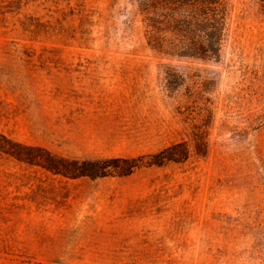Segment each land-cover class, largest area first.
Instances as JSON below:
<instances>
[{
  "label": "rangeland",
  "instance_id": "374dc122",
  "mask_svg": "<svg viewBox=\"0 0 264 264\" xmlns=\"http://www.w3.org/2000/svg\"><path fill=\"white\" fill-rule=\"evenodd\" d=\"M227 5L206 57L154 0H0V264H264V0Z\"/></svg>",
  "mask_w": 264,
  "mask_h": 264
},
{
  "label": "trees",
  "instance_id": "16d2710c",
  "mask_svg": "<svg viewBox=\"0 0 264 264\" xmlns=\"http://www.w3.org/2000/svg\"><path fill=\"white\" fill-rule=\"evenodd\" d=\"M228 0H154V32L170 35L180 44L198 46L200 54L217 55L228 18ZM162 25V26H161ZM160 50L162 46H155ZM184 144L170 146L150 156L148 165L161 166L188 157ZM0 148H5L0 144ZM183 148V151L180 150ZM199 148V147H198ZM9 149V148H7ZM45 168L69 177H103L111 170L120 175L132 173L143 162L140 158H111L99 161H58L45 152Z\"/></svg>",
  "mask_w": 264,
  "mask_h": 264
}]
</instances>
